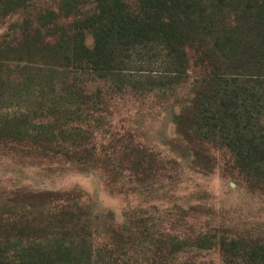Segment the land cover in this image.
I'll list each match as a JSON object with an SVG mask.
<instances>
[{
    "label": "trees",
    "instance_id": "16d2710c",
    "mask_svg": "<svg viewBox=\"0 0 264 264\" xmlns=\"http://www.w3.org/2000/svg\"><path fill=\"white\" fill-rule=\"evenodd\" d=\"M0 159L119 201L0 180V264H264L198 180L264 194V0H0Z\"/></svg>",
    "mask_w": 264,
    "mask_h": 264
},
{
    "label": "rangeland",
    "instance_id": "374dc122",
    "mask_svg": "<svg viewBox=\"0 0 264 264\" xmlns=\"http://www.w3.org/2000/svg\"><path fill=\"white\" fill-rule=\"evenodd\" d=\"M16 107V105L14 106ZM136 124L144 129L148 143L158 148L165 149L160 140L164 134L171 133V124L166 115L158 117L145 116L136 120ZM220 153V152H219ZM217 153V154H219ZM220 155V154H219ZM11 175L13 181L8 182ZM0 180L5 186L12 182L25 184L31 187L67 188L74 183L80 184L87 192V196L93 199L98 210L112 208L118 210V199L108 195L101 186L100 177L95 174L69 171L62 174H48L34 167H24L15 161H2L0 159ZM205 183L216 197L223 200V217L220 222L231 227L246 228L249 223L255 222L256 229L264 235V194H251L241 189L226 178H222L217 172L206 178H198ZM220 206V202H218ZM218 256L213 253L206 256V261H216Z\"/></svg>",
    "mask_w": 264,
    "mask_h": 264
}]
</instances>
